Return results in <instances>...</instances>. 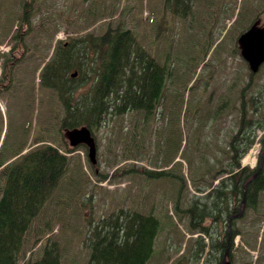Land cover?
Instances as JSON below:
<instances>
[{
	"label": "trees",
	"instance_id": "trees-1",
	"mask_svg": "<svg viewBox=\"0 0 264 264\" xmlns=\"http://www.w3.org/2000/svg\"><path fill=\"white\" fill-rule=\"evenodd\" d=\"M38 6L39 0H0V13L6 14L2 27L10 22V28L4 36L11 34L10 30L14 23L19 25L20 29L13 37V50L19 48L24 50L23 53L29 59L25 62L27 68H32L28 65L30 61L34 65V61L42 59V53L33 57L37 46L33 48L24 38L33 29L32 20ZM194 8L195 0H163V10L178 16L179 19L189 18ZM263 13L257 15V19L253 18L242 33L260 19ZM17 14H20V17ZM68 39L71 41L57 42L52 54L45 58L41 65L37 67L36 63L41 88L50 96L53 93L56 100L54 102V97H51L49 123L44 125L43 120L41 121L35 141L39 143L46 139L45 135L48 132L52 139L56 138L59 148L45 145L38 147L34 157L33 154H27L22 158L16 157L23 151L25 141H22L20 146L14 141H4L0 148V264H19L28 252H31L30 257L23 261V264H64L60 242L47 236L53 231L52 221H63L65 216L56 214L51 218L39 220L42 218H36L35 214H25V209H30L28 202L32 197L38 200L33 207L38 214L42 211L44 197L47 203L53 193L56 194L51 198V204L67 208L68 201L73 200L72 206L77 207L76 204L82 194L91 204L96 195V188L105 194L111 193L109 189L102 190V186H97L99 182L112 180L110 183H114L117 178L130 177L133 180L138 177L142 180L148 178L170 182L177 180L178 185L174 186L175 195L172 193L174 208L188 220L192 235L203 234L199 238H193L191 259L195 264L205 254L204 259L202 258L204 264H222L227 251L230 264H256L260 261L264 253V239L262 254L257 260H253V256L246 249L235 248L234 240L242 236V229L238 228L237 224L239 221L244 222L249 213H252L251 219L254 221L251 233L256 231V238L260 236L262 226L260 221L264 219V216H257L259 211L261 213L264 210V200L262 202L261 199L264 197V139H261L263 152L259 165L252 169L242 164V160L257 142V133L264 132V116L259 106L264 85L254 82L262 72L258 74L249 72V81L240 92V122L237 129L234 128L232 134L224 140L223 145L217 147L218 149H211L208 146L212 152L218 151L208 156L210 180L207 182L205 174L202 173L193 183L198 193H205L208 184V193L192 196L187 194V181L183 175L178 176L170 170H149L136 164L140 158H145L146 145L154 139L145 138L150 127L148 124L156 119L160 103L168 100L167 81L171 76L169 57L161 62L158 54L157 56L155 53L152 54L153 51L146 48L130 28L123 26L112 28L109 25L102 35ZM209 46L211 49L213 44ZM238 54L240 56V52H237ZM10 58L16 60L12 55ZM12 60L4 62V71L9 73L10 78L12 74L16 75L15 69L19 65L17 64L16 68L12 66L13 68L7 72L6 67ZM23 76L19 79L22 87ZM247 97L250 98L249 101ZM208 98H213V92ZM200 103L197 106L199 114L203 112ZM223 109L219 108L218 113ZM170 113L171 111L165 113L162 120L170 116ZM127 114L144 120L134 125L123 139L126 154L129 155L125 159H131L133 164L114 168L112 170V173H115L114 181L109 172L106 175L93 172V178L85 174L83 182L73 176L69 187L74 189H69L75 197L63 200L68 186L58 185L69 164L66 155L75 152L71 148H63L66 131L86 126L94 130V137L97 140V133L101 128L118 121L119 128L117 126L108 128L113 135L121 136L124 125L118 118H125ZM199 119L202 121V123L197 121L200 131L203 128V120L206 119L201 116ZM213 121L208 120V125ZM165 136L167 140L164 154L172 147L173 142L171 132ZM156 149L162 150L157 146ZM61 150L64 154L60 152ZM112 164L113 162L109 164L110 167L114 166ZM93 169L94 167L91 168ZM16 171L19 172V181L23 183L20 196L16 195L18 191L15 192ZM21 172L24 176H20ZM51 173L55 175L54 179L58 184H52L50 181ZM216 181L219 182L215 184ZM92 184V196L85 197L87 194L84 193V188L89 189L87 186ZM128 196L129 194L115 196L116 209L98 220L92 215L87 221L84 246L89 251L88 264H149L154 258L156 240L162 231L161 223L153 214H142L136 205L132 208L127 207ZM104 201H108L106 197ZM79 203L81 204V201ZM72 210L78 213L74 208ZM39 243H42L39 249L41 252L35 257L34 254L38 250H33ZM247 245L253 247L248 243Z\"/></svg>",
	"mask_w": 264,
	"mask_h": 264
},
{
	"label": "rangeland",
	"instance_id": "rangeland-1",
	"mask_svg": "<svg viewBox=\"0 0 264 264\" xmlns=\"http://www.w3.org/2000/svg\"><path fill=\"white\" fill-rule=\"evenodd\" d=\"M261 12H264V0H195L194 14L192 13L187 19H179L178 16L163 10V0H86V2L82 0H39V6L32 20L33 29L24 38L31 43L33 48L37 46L33 57L42 53V59L34 61V65L32 61L28 63L34 69L27 68V64H24V85L17 93H0L1 144L4 141H14L20 146V143L25 141L26 147L23 146V149L29 150L27 154H33V157L37 154L38 147L52 145L59 148L56 138L52 139L48 132L45 135L46 139H43L46 142L40 141L41 143L37 144L35 141L41 121L43 120L44 125L49 123L48 111L52 106L51 97L55 96L53 93L50 96L41 88L36 63H38L37 67L41 65L44 59L52 54L57 42H70L71 40L68 39L70 37L80 39L88 35H102L109 25L112 28L123 26V28H130L143 45L153 51L152 54L155 53L156 56L158 54L161 62L169 57V71H171V76L167 81L168 100L160 103L156 119L151 121L154 125L153 123L148 124L150 127L145 138L154 139L146 145L145 158H140L136 164L149 170H170L178 176L183 175L187 181V194L205 195L208 193V184L205 193H198L193 183L202 173L205 174L207 182L210 180L208 156L218 151L212 152L208 146L211 149H218L217 147L224 144V140L232 134L233 130L237 129L240 122L239 95L243 86L249 81L250 71L241 56L237 55L239 52L237 40L244 28L248 27L253 18L257 19V15ZM5 15L0 13V42H2L0 43V55L10 52L14 47L12 40L20 29H18L19 25L14 23L10 30L11 34L4 36L10 28V22L2 27L6 20ZM17 15L20 17V14ZM260 19L264 22V13ZM261 25L264 26V24ZM40 27L43 28L40 29ZM209 44H213L211 49H209ZM23 51L19 48L12 50L10 54L14 58L22 56L24 62L28 57ZM6 60V57L2 59L3 66ZM16 64L20 63H14ZM11 65V63L7 65V72ZM261 72L254 82L264 85V67ZM257 91L260 90L257 89ZM211 92H213V98H208ZM261 96L262 101L259 102V106L264 116V91ZM249 99L247 97L248 101ZM55 100L56 97H54V102ZM199 103L203 111L201 114L197 112ZM180 107L181 110H179ZM221 107L224 109L218 113ZM169 111H171L170 116L162 120L165 113ZM199 116L206 119L203 120V128L200 131L198 123L202 121ZM118 120L124 125L121 136H115L109 130L113 126L119 128L118 121H113L109 126H104L98 131V163L93 170L87 164L89 159L86 147L75 146L79 152L75 155H66V158H69V164L58 185L68 186L63 200L75 197L69 189H74L69 187L73 176L83 182L85 174L92 176L93 172H96L106 175L109 172L114 181L115 173H112V170L132 163L131 159H125L129 155L126 154L123 139L134 125L144 120L133 114H127L125 118H118ZM208 120L214 121L208 125ZM169 132L173 137L172 147L164 154L167 140L165 135ZM257 136L256 144L242 160L243 166L252 169L259 165L263 152L261 139H264V132L259 131ZM62 145L63 148L72 146L70 140L65 137ZM156 146L162 150L158 151ZM60 152L64 154L62 150ZM112 162L114 166L110 167L109 164ZM16 173L17 189L15 192L18 191L16 195L20 196L23 183L19 181V172L16 171ZM21 175L24 176L22 172ZM50 177L52 184H58L53 173ZM94 179L97 182V178ZM111 181L99 182L97 186H102V190L107 188L111 193L105 194L104 191L96 188V195L91 204L82 194L76 204L77 207H73V200H70L67 208H61L55 203H50L51 198L56 194L53 193L47 203L44 197L40 214L33 210L38 201L36 197L31 198L28 202L30 209H25L24 213L35 214L36 218H42L39 220L51 218L56 214L64 215L63 221H52L53 231L47 237L51 236L60 242L64 264H88L89 251L84 246L87 221L92 215L98 220L104 214H109L116 209L115 196L129 194L126 199L127 207L132 208L136 205L137 210L142 214H153L161 223L162 231L156 240V253L149 264H195L191 259L193 238H199L203 234L192 235L188 220L174 208L172 193L175 195L177 180L173 182L150 178L142 180L140 177L133 180L130 177L117 178L114 183H110ZM218 182L216 181L215 184ZM87 187L89 189L84 188V193L87 194L85 197L89 198L92 196L93 184ZM105 197L108 200L106 202ZM261 199L263 202L264 197ZM259 207H261L260 204ZM73 208L78 213L73 211ZM257 216H264V210L261 213L259 211ZM251 218L252 213H249L244 222L239 221L237 224V227L242 229V236L234 240V245L235 248L246 249L253 256V260H257L262 254L264 219L260 221L262 223L260 236L256 238V231L251 233L254 222ZM35 222L37 223V220ZM246 242L253 247L250 248ZM32 243L33 240L30 244ZM41 244L39 243L33 250H38L34 254L35 257H38L41 252L39 250ZM30 254L31 252H28L19 264H23ZM202 258L196 264H204V258ZM256 264H264V253Z\"/></svg>",
	"mask_w": 264,
	"mask_h": 264
},
{
	"label": "water",
	"instance_id": "water-1",
	"mask_svg": "<svg viewBox=\"0 0 264 264\" xmlns=\"http://www.w3.org/2000/svg\"><path fill=\"white\" fill-rule=\"evenodd\" d=\"M243 59L248 63L250 71L257 74L264 64V27L259 26V22L244 33L238 40ZM75 77V75H74ZM73 147L86 145L89 148V159L92 164L97 162L96 142L92 136V131L88 127L69 130L66 133ZM229 251L223 259L222 264H229Z\"/></svg>",
	"mask_w": 264,
	"mask_h": 264
},
{
	"label": "flooded vegetation",
	"instance_id": "flooded-vegetation-1",
	"mask_svg": "<svg viewBox=\"0 0 264 264\" xmlns=\"http://www.w3.org/2000/svg\"><path fill=\"white\" fill-rule=\"evenodd\" d=\"M261 24H264V22H262ZM22 60H23V57L20 56L18 62H21ZM15 72H16V75L12 74V77L10 78L9 73H5V71H2V74L0 75V93L1 94H4V93L15 94L16 91L20 90V88L22 87V82H19V79L24 75V69H21V68L15 69ZM20 155L21 153L17 155V158L19 157L22 158L23 156L26 155V153L24 155H21V156Z\"/></svg>",
	"mask_w": 264,
	"mask_h": 264
},
{
	"label": "bare ground",
	"instance_id": "bare-ground-1",
	"mask_svg": "<svg viewBox=\"0 0 264 264\" xmlns=\"http://www.w3.org/2000/svg\"><path fill=\"white\" fill-rule=\"evenodd\" d=\"M200 210V209H199ZM143 246V245H142Z\"/></svg>",
	"mask_w": 264,
	"mask_h": 264
}]
</instances>
